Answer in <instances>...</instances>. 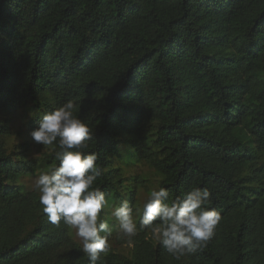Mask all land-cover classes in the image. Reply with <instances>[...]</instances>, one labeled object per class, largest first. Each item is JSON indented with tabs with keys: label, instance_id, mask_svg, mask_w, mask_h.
<instances>
[{
	"label": "trees",
	"instance_id": "1",
	"mask_svg": "<svg viewBox=\"0 0 264 264\" xmlns=\"http://www.w3.org/2000/svg\"><path fill=\"white\" fill-rule=\"evenodd\" d=\"M92 130L112 235L97 264H264V0H0V264H88L51 224L30 132L67 101ZM208 189L213 236L175 259L136 208ZM147 198V197H146ZM128 200L137 235H119Z\"/></svg>",
	"mask_w": 264,
	"mask_h": 264
},
{
	"label": "clouds",
	"instance_id": "2",
	"mask_svg": "<svg viewBox=\"0 0 264 264\" xmlns=\"http://www.w3.org/2000/svg\"><path fill=\"white\" fill-rule=\"evenodd\" d=\"M76 105L69 100L45 113L38 127L30 132L34 142L50 146L55 151L58 165L42 172L35 180L39 202L49 222L57 227L61 222L75 230L82 242L81 252L88 264H97L109 250L112 228L101 218L108 206L106 194L93 187L103 169L96 161V152L85 153V141L92 138L91 128L74 114ZM211 193L208 189L192 188L171 202L169 190L156 186L142 207L136 208L139 225L150 228L157 241L175 259L200 247L210 239L219 223L220 214L207 205ZM119 235L131 238L137 235V222L128 200L113 207Z\"/></svg>",
	"mask_w": 264,
	"mask_h": 264
},
{
	"label": "rangeland",
	"instance_id": "3",
	"mask_svg": "<svg viewBox=\"0 0 264 264\" xmlns=\"http://www.w3.org/2000/svg\"><path fill=\"white\" fill-rule=\"evenodd\" d=\"M147 197V193L145 191H140L138 193V198L141 200V201H144ZM79 239V238H78ZM80 240V239H79Z\"/></svg>",
	"mask_w": 264,
	"mask_h": 264
}]
</instances>
